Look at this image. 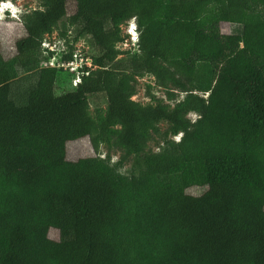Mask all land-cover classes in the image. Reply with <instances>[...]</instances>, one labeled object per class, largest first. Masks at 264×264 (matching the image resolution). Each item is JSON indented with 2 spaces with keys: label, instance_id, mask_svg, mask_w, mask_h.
I'll use <instances>...</instances> for the list:
<instances>
[{
  "label": "trees",
  "instance_id": "obj_1",
  "mask_svg": "<svg viewBox=\"0 0 264 264\" xmlns=\"http://www.w3.org/2000/svg\"><path fill=\"white\" fill-rule=\"evenodd\" d=\"M41 2L11 55L0 41V264H264V0ZM131 19L137 47L118 59ZM64 20L59 60L79 40L97 51L75 86L44 65ZM61 70L73 88L57 93ZM144 74L168 102L131 99ZM82 137L106 156L68 158Z\"/></svg>",
  "mask_w": 264,
  "mask_h": 264
},
{
  "label": "rangeland",
  "instance_id": "obj_2",
  "mask_svg": "<svg viewBox=\"0 0 264 264\" xmlns=\"http://www.w3.org/2000/svg\"><path fill=\"white\" fill-rule=\"evenodd\" d=\"M1 1L3 3H0V41L2 44L3 54L5 56H9L14 51V41L17 38H19L24 32L23 19L21 15L19 14H17L16 15L17 17L15 18V17H12L8 12L2 11L1 8H4L5 7L4 5L7 4L5 1L9 2V0H1ZM11 1L14 2V4L16 5V8L19 9L20 12L23 10V13L30 12L33 9L42 8L41 0H11ZM67 8H68L67 13L70 14L73 11L74 4L72 2H69ZM132 20L133 19L129 21H132ZM125 25L121 27L122 34L124 35V40L128 38V41H130L129 37H127V34L125 33V29H126L124 27ZM240 27L241 26L237 23L222 22L220 24V31L223 34L237 33L239 32ZM65 28L71 29L73 33L77 29V27L75 26L68 27V24L65 20L60 21L56 28L57 30L53 31L51 35H48L47 40L57 44V47H59V45H62L61 44L62 38L58 36V32H59V29H65ZM73 33L71 34L73 35ZM71 34L70 36L72 37ZM74 47L75 49L78 48L81 51L83 50V53H86L87 51L86 54H88L91 57L97 54L95 47H93L90 44V47L87 48L86 45L81 42V40H79L76 43V46ZM118 50L120 51V54L117 56L118 59H121L130 54L128 48L126 49L118 48ZM55 59H57V57ZM51 61L55 63L53 59H51ZM69 73L62 71V70L58 71L57 81H56V92L57 93H62L65 91L72 90L73 87L69 80V78H71L70 77L71 75ZM153 84H154V78L153 76L149 74H144L140 77H137L136 78V92L134 93V95L131 96V99L138 101L142 104H146V103L154 102V100L152 99V96H154L156 99H162L163 101L168 102L166 100V97L162 89L156 86L151 87V85ZM178 98L181 99L182 95L180 94ZM88 102H89V107H90V111L92 114L95 113L96 109L103 110L106 108V101H105V97L103 94H95V95L88 96ZM188 118L191 121H193L195 120V118H197V114L194 112H190L188 114ZM158 126L160 129V132H163L166 129L167 124L165 122H160ZM177 137H180V134L173 135V136L170 135V138L174 140H178ZM160 141H161L160 135L154 134L152 139L148 143V149L157 151L159 149V146L161 145ZM66 147H67V157L70 159H77L82 156H93V155H98L100 157L106 156L105 145L101 144L98 147V150L94 151V149H92L90 145V141L88 137H82V138L68 141L66 144ZM117 157H118V153L116 151L114 150L110 151V162L115 161ZM127 166L128 164H126L121 169V171H125ZM203 190H204V187H201V186H193L187 189V191L192 194H200L201 192H203ZM56 235H57L56 231L54 229H50L49 236L52 238H56Z\"/></svg>",
  "mask_w": 264,
  "mask_h": 264
},
{
  "label": "built area",
  "instance_id": "obj_3",
  "mask_svg": "<svg viewBox=\"0 0 264 264\" xmlns=\"http://www.w3.org/2000/svg\"><path fill=\"white\" fill-rule=\"evenodd\" d=\"M124 27L126 28L125 33L127 34V37H129L130 41H128V38H127L126 40L118 43L117 48L119 49L128 48V49L135 50L137 47L138 32H137V27H136L134 20L128 21ZM47 36L48 35L44 36L41 42V47L45 54H49V52H52V55L50 56L48 61L44 62V65L58 67V68L61 67L64 70L71 72L74 75L72 79V84L74 86L78 82H80L82 75H87L90 70L96 68V66L93 65L92 59L86 53H83V50L81 51L78 48L75 49V47L73 49V53L71 55L70 60H67V61L59 60V57L61 56V54L67 51V46L65 44L66 39L62 38V42H61L62 45H59V47H57V44L47 40ZM81 42L84 43L82 40ZM76 43L74 46H76ZM56 57L57 59H55ZM51 59H53L55 63L52 62Z\"/></svg>",
  "mask_w": 264,
  "mask_h": 264
},
{
  "label": "clouds",
  "instance_id": "obj_4",
  "mask_svg": "<svg viewBox=\"0 0 264 264\" xmlns=\"http://www.w3.org/2000/svg\"><path fill=\"white\" fill-rule=\"evenodd\" d=\"M9 7H5L4 12H8L12 17H17L16 15L19 14L21 15L23 13V10L20 12L19 9L16 8V5L14 4L13 1L9 0V2L5 1ZM0 3H3L0 1Z\"/></svg>",
  "mask_w": 264,
  "mask_h": 264
},
{
  "label": "snow or ice",
  "instance_id": "obj_5",
  "mask_svg": "<svg viewBox=\"0 0 264 264\" xmlns=\"http://www.w3.org/2000/svg\"><path fill=\"white\" fill-rule=\"evenodd\" d=\"M4 6H5V7H9L10 5H8V4H5ZM177 139H179V137H177Z\"/></svg>",
  "mask_w": 264,
  "mask_h": 264
},
{
  "label": "bare ground",
  "instance_id": "obj_6",
  "mask_svg": "<svg viewBox=\"0 0 264 264\" xmlns=\"http://www.w3.org/2000/svg\"><path fill=\"white\" fill-rule=\"evenodd\" d=\"M1 9H2V11H4L5 7L4 8H1Z\"/></svg>",
  "mask_w": 264,
  "mask_h": 264
}]
</instances>
